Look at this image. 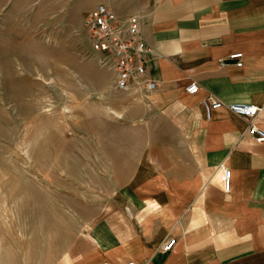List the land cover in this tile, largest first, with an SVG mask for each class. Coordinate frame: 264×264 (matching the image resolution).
<instances>
[{
	"label": "crops",
	"instance_id": "0c3cea01",
	"mask_svg": "<svg viewBox=\"0 0 264 264\" xmlns=\"http://www.w3.org/2000/svg\"><path fill=\"white\" fill-rule=\"evenodd\" d=\"M82 3L84 15L99 3L122 17L142 14L157 87L119 91L125 102L117 111L149 128L119 136L126 140L109 188L77 211L80 225L68 237L24 264H264V142L228 107L258 104L255 122L264 128V0ZM236 52L242 66L230 58ZM192 82L195 93L187 91ZM95 89L107 97L106 88ZM208 95L223 102L210 116ZM159 120L170 128H155ZM220 165L232 171L229 192ZM169 237L176 245L163 252Z\"/></svg>",
	"mask_w": 264,
	"mask_h": 264
},
{
	"label": "rangeland",
	"instance_id": "374dc122",
	"mask_svg": "<svg viewBox=\"0 0 264 264\" xmlns=\"http://www.w3.org/2000/svg\"><path fill=\"white\" fill-rule=\"evenodd\" d=\"M87 5L0 0V264L38 261L68 237L115 177L119 136L149 128L118 113L125 101L83 30Z\"/></svg>",
	"mask_w": 264,
	"mask_h": 264
},
{
	"label": "built area",
	"instance_id": "2783aa9c",
	"mask_svg": "<svg viewBox=\"0 0 264 264\" xmlns=\"http://www.w3.org/2000/svg\"><path fill=\"white\" fill-rule=\"evenodd\" d=\"M83 30L87 34L91 48V57L97 59L102 68L112 72L115 77V88L119 91L142 86L147 92L157 87V82L149 77L148 68L154 58L153 46L143 33V17L141 13L122 17L104 3L94 6L87 14ZM90 53H88L89 55ZM243 53L236 52L230 55L237 60V65L242 66ZM199 89L196 82L190 83L187 91L195 93ZM207 116L223 105V102L213 95H208L204 101ZM236 114L243 116L248 121L247 132L256 143L264 142V128L256 122L262 107L256 103L237 101L228 104ZM223 188L229 192L232 186V171L220 165ZM177 239L169 237L162 245L163 252L174 249ZM99 264H110L103 261ZM119 264H140L136 261H125Z\"/></svg>",
	"mask_w": 264,
	"mask_h": 264
}]
</instances>
